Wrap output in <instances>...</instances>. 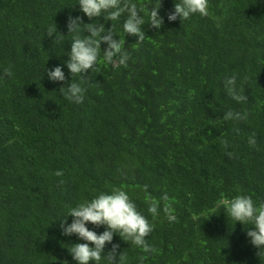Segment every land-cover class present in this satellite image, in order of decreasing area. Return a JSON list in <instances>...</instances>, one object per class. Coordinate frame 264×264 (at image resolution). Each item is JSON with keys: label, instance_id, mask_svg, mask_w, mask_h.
I'll return each mask as SVG.
<instances>
[{"label": "trees", "instance_id": "obj_1", "mask_svg": "<svg viewBox=\"0 0 264 264\" xmlns=\"http://www.w3.org/2000/svg\"><path fill=\"white\" fill-rule=\"evenodd\" d=\"M174 2L162 0L159 31L146 23L143 42L126 35L128 67L101 63L83 74L85 99L73 104L59 88L80 77L65 65L66 81L54 83L45 68L68 58L67 18L83 15L77 0H0V264H76L68 247L78 237L63 235L60 220L113 188L154 226L146 237L154 253L114 235L128 264H264L246 238L252 225L217 206L237 188L264 201V0H209L210 16L169 22ZM122 20L113 23L124 38ZM54 23L61 41L46 33ZM231 75L246 100L227 93ZM229 110L247 118L225 120Z\"/></svg>", "mask_w": 264, "mask_h": 264}, {"label": "clouds", "instance_id": "obj_2", "mask_svg": "<svg viewBox=\"0 0 264 264\" xmlns=\"http://www.w3.org/2000/svg\"><path fill=\"white\" fill-rule=\"evenodd\" d=\"M77 6L83 15L69 14L66 21L68 33L73 34L70 51L66 53L68 58L63 64H57L51 69L45 68V72L51 82L66 81L64 72L66 65L71 77H80L79 82L72 81L61 86L59 93L70 103L82 104L87 90L84 86L87 77L83 74L89 70H98L101 63L111 66L114 71L128 67L131 57L125 47L126 35L136 37V42H143L146 35L144 25L147 23L148 28L159 31L164 26L165 19L160 14L163 7L162 0H146L143 3H138L137 0H77L72 7ZM197 14L201 17L210 16L209 0H175L173 10L167 13V20L173 22L179 18L182 22ZM84 16L91 22H85ZM100 17L106 22L111 21V27H106L105 23L94 22ZM122 17L124 38H121L113 23L121 22ZM46 33L49 37H53L55 33L54 42L62 40L63 33L58 31L55 23L48 26ZM102 42L106 45L103 50ZM101 52H103L102 59ZM5 74L11 76V68L5 69ZM236 82L237 77L231 75L225 79L224 87L233 100L242 102L247 97L240 94ZM223 118L246 119L247 113H234L229 110ZM248 143L252 146L256 145L254 135L249 137ZM55 175L62 176L63 172L57 170ZM236 191L237 194L231 198H225L222 194L217 206L223 209L234 224L239 222L243 226L252 225L245 227L246 238L260 252L264 250V201L257 203L251 195L241 193L238 188ZM162 199L168 201L169 198L165 194ZM148 203V211L153 217L157 216L161 207L160 200L153 198ZM163 211L169 222L176 220L170 205L165 204ZM213 213L216 212L213 211L211 214ZM69 216L72 218L71 223L67 222ZM62 217L59 225L62 234L65 236L75 234L78 237V242L68 247V252L76 264H103L105 260L107 264H128L127 255L117 252L119 244L113 242L116 234L146 254L156 251L146 240L153 231V224L138 211L135 202L123 188L98 192L90 199L71 207L67 215ZM90 224L94 227L90 228ZM101 226L104 230L98 233L96 229ZM106 242L111 244L107 252H105Z\"/></svg>", "mask_w": 264, "mask_h": 264}]
</instances>
